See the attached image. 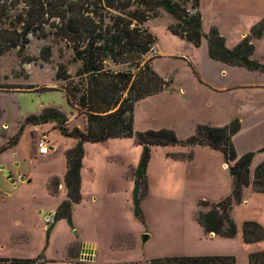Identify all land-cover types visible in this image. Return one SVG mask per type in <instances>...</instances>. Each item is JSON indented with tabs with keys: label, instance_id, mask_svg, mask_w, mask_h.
Wrapping results in <instances>:
<instances>
[{
	"label": "rangeland",
	"instance_id": "rangeland-1",
	"mask_svg": "<svg viewBox=\"0 0 264 264\" xmlns=\"http://www.w3.org/2000/svg\"><path fill=\"white\" fill-rule=\"evenodd\" d=\"M42 1L49 8L53 0ZM2 4L9 13L0 15V50L3 37H17L19 46H10L0 56V260L33 259L43 253L48 264H75L80 258L70 259L69 251L80 245L97 248L94 264H148L190 253L233 256L237 264H251L252 256L264 253V239L247 243L243 235L246 222L264 229V194L253 185L242 189L240 202L233 206L236 237L212 236L202 227L199 216L232 195L233 176L226 164L233 167L236 161L201 144L150 147L147 187L139 204L133 173L143 147L131 138L86 144L81 200L71 205L72 223L66 218L47 220L46 213L67 198L66 153L74 142L53 129L54 121L38 126L26 121L45 108H58L74 119L71 126L83 125L87 115L74 110L57 82L60 66L79 81L80 64L72 45L57 34L58 10L37 21L39 32L23 38L29 5L23 0ZM199 11L203 37L198 46L170 31L176 21L165 10L148 15L152 20L146 26L156 39L152 67L169 87L135 105L134 131L165 129L186 142L197 135L199 125L220 127L242 120L233 142L238 159L255 152L254 176L264 161V151L257 152L264 147V90L235 87L255 74L212 59L208 38L217 32L231 49L245 36L256 37L252 29L264 22V0H200ZM255 43L252 58L264 64V38ZM46 47L51 48L49 55H44ZM43 134L54 148L48 159L34 155L37 137ZM2 167L29 179L11 183ZM145 235L149 240L143 243ZM257 261L264 264V257Z\"/></svg>",
	"mask_w": 264,
	"mask_h": 264
},
{
	"label": "trees",
	"instance_id": "trees-1",
	"mask_svg": "<svg viewBox=\"0 0 264 264\" xmlns=\"http://www.w3.org/2000/svg\"><path fill=\"white\" fill-rule=\"evenodd\" d=\"M4 1L6 0H0L1 16L8 12H4L5 7L2 4ZM12 1L14 3V0ZM53 1H49L48 8L42 0H23L29 5L30 11L23 25L22 37L27 38L31 33L39 32L41 27L36 24L49 12L58 10V15L54 13V17L59 20L56 26L57 34L64 40L63 42L72 45L75 60H81L82 68L77 73L80 77L79 81L71 80L66 66L59 67L57 79L67 82L61 90L63 89L67 94L72 107L78 108L79 111L76 110L79 114L87 115V119L84 117L87 120L86 132L79 129L69 131L68 118L58 108H45L41 115H33L26 121V124L37 126L54 121L57 124L55 129H59L64 137L78 140L76 146L66 153L67 198L57 209L54 221L66 218L72 223L71 205L81 200L84 144L131 138L137 145L143 147L140 164L133 173L134 196L138 204L147 187L150 147L201 144L222 152L226 160L236 161V163L233 167L228 166L234 182L232 195L213 204L209 213L199 216V221L209 235L214 234L223 238L236 237L238 228L232 211L235 202H240L242 189L253 185L258 193L264 194V164L257 168L254 179L251 180L253 154L238 159L232 143L233 136L241 130V123L235 120L223 127L199 125L197 135L186 142L180 141L175 133L165 129L134 131L135 105L143 98L169 87L166 80L160 77L152 67L153 58L156 56L153 55L156 39L146 26L152 20L148 15L155 13L154 16H156L157 10H165L176 21L170 26V31L198 46L203 37L202 18L199 11L200 0ZM21 23L23 24V21ZM253 30V33L260 37L264 32V22ZM2 42L0 56L5 54L2 51L10 46L13 48L19 46L17 37L12 39L3 37ZM208 42L212 59L234 67L264 72V64L251 59L254 47L250 39H245L233 50L226 47L224 38L217 32L209 36ZM50 51L51 48L46 47L44 55H49ZM151 55L154 57L149 58ZM116 107H118L116 111L109 113ZM2 150L4 148H1L0 152ZM51 228L47 231V238ZM243 231L244 240L247 243L264 239V229L258 223L246 222ZM259 257H264V253L252 256L250 263L258 264ZM216 260L221 264H235L234 259L230 257L216 258ZM157 262L184 264L185 258H167ZM44 263L48 261L43 253L33 259L0 260V264Z\"/></svg>",
	"mask_w": 264,
	"mask_h": 264
},
{
	"label": "crops",
	"instance_id": "crops-1",
	"mask_svg": "<svg viewBox=\"0 0 264 264\" xmlns=\"http://www.w3.org/2000/svg\"><path fill=\"white\" fill-rule=\"evenodd\" d=\"M253 29H252V34H253ZM262 38H264V32H263V34L260 36V37H253L252 35H251V37H249V36H245L244 38H243V40L242 41H244L245 39H250V41H251V43L253 44V47H254V52H253V54H252V56H251V59H253L252 57H253V55L256 53V51H257V46H256V43L254 44V42L256 41V40H258V39H262ZM226 43V42H225ZM241 43V42H240ZM240 43H238V44H236V45H234V47H237ZM234 47H232V48H234ZM231 48V50H233ZM235 49V48H234ZM154 51H155V48H154ZM155 54H156V51H155ZM151 57H153V56H151ZM149 58H150V56H149ZM74 60H75V56H74ZM253 60H255V59H253ZM257 61V60H256ZM75 62L76 63H79L80 64V67L78 68V71H79V69L80 68H82V62H81V60H75ZM237 68H239L240 70H246L247 72H249L250 74H252V76H253V74H255L254 76H253V78H252V80L250 81V82H246V83H241V84H239V85H237V86H235V87H238V88H252V89H259V90H264V72H260V71H251V70H248V69H246V68H242V67H237ZM76 76H77V73H76ZM80 77L79 76H77V79H79ZM71 80H75V79H73V78H71ZM57 82L61 85V87H64V85H66L67 84V82H63V81H59L58 79H57ZM60 90H61V88H59ZM62 92V94L64 93L65 94V92L63 91V89L61 90ZM261 103H264V101H262ZM75 107V106H74ZM76 108V107H75ZM78 111H79V109L78 108H76ZM76 109H74L75 111H77ZM118 109V107H116V108H113L112 110H110L109 111V113H112V112H114V111H116ZM135 109V108H134ZM61 112H62V110L61 109H59ZM62 113H64V112H62ZM66 116H67V114L66 113H64ZM80 116L82 115V114H79ZM67 118H68V116H67ZM83 125L82 126H80V125H78V126H71V122L74 120V119H69L68 118V122H67V126H68V128H72V129H79V130H81V131H83V132H86V129H87V120L83 117ZM237 120V119H236ZM240 123L242 122V120H238ZM228 125V124H227ZM53 126V129H55V127L56 126H54V125H52ZM224 126H226V125H224ZM217 127H219V126H217ZM220 127H223V126H220ZM241 129H242V127H241ZM56 130V129H55ZM239 133V132H238ZM237 133V134H238ZM43 136H46L47 138H48V140H49V137H48V135H45V134H43L42 136H38L37 137V139H39V138H41V137H43ZM72 139V138H71ZM73 140V142L74 143H72L71 144V146H69V149H68V151L69 150H71V149H73L75 146H76V144L78 143V140H75V139H72ZM109 141V140H108ZM234 140H233V138H232V143H233V146H234V149H235V151H236V148H235V145H234V142H233ZM49 142H50V144H52V142L49 140ZM56 143H58V142H56ZM86 144H89V143H86ZM86 144H84V150H85V145ZM96 144H98V143H96ZM35 145H36V142H35ZM62 147H60V149H61ZM54 150V148H51L50 147V150ZM261 151H264V147H262V148H260L257 152H261ZM34 152H35V156L36 157H40V156H38L37 155V150H34ZM51 152V151H50ZM236 153H237V151H236ZM238 154V153H237ZM248 154H253V156H255V152H249ZM40 158H42V159H48V158H50V154L49 155H47V156H44V157H40ZM84 159H85V154H84V158H83V161H84ZM262 164H264V161H263V163ZM261 164V165H262ZM8 171V169H7V167H5V170L4 171ZM82 170H83V168H82ZM11 173H13L14 174V176H15V174L17 173V172H13V171H10ZM16 177V176H15ZM250 177H251V180L252 179H254V176L253 175H251V169H250ZM25 179H26V181H28V176L25 174ZM82 179V178H81ZM30 181V180H29ZM17 182H19V179L17 180ZM58 183H60V182H58ZM64 202V201H63ZM62 202V203H63ZM59 208V207H58ZM57 208V209H58ZM56 211L57 210H53L51 213H46V219L47 220H51V221H53L54 220V215H55V213H56ZM52 217V218H51ZM51 218V219H50ZM234 218V217H233ZM235 222H236V220H235ZM236 225H237V222H236ZM237 228H238V225H237ZM238 235V234H237ZM212 236H214V234H212ZM218 237V236H217ZM89 250H91V253H89ZM69 256H70V259H71V257H79L80 258V260L79 261H75V262H73V263H75V264H94L95 262H94V260H98V251H97V248L95 247V246H87V245H84V246H81L80 245V247L78 248H76V247H72L71 249H70V251H69ZM211 255V254H210ZM46 257V256H45ZM223 257H230V258H232L233 256H198V255H195V253H190V254H184V256H180V257H177V258H185V263L184 264H221L220 262H218L217 260H216V258H223ZM167 258H176V256L175 257H163V258H156V259H152V260H150L149 262H148V264H161V263H159V262H157V261H159V260H162V261H164L165 259H167ZM47 259V258H46ZM91 259H93V260H91ZM234 259V261H235V264H237L236 263V259H235V257L233 258ZM48 261V260H47ZM155 261V262H154ZM48 263H50L49 261H48ZM47 263V264H48Z\"/></svg>",
	"mask_w": 264,
	"mask_h": 264
},
{
	"label": "built area",
	"instance_id": "built-area-1",
	"mask_svg": "<svg viewBox=\"0 0 264 264\" xmlns=\"http://www.w3.org/2000/svg\"><path fill=\"white\" fill-rule=\"evenodd\" d=\"M155 55V51L154 54ZM50 142L46 136H43L37 141V155L40 157H44L50 154ZM228 168V165H226Z\"/></svg>",
	"mask_w": 264,
	"mask_h": 264
},
{
	"label": "water",
	"instance_id": "water-1",
	"mask_svg": "<svg viewBox=\"0 0 264 264\" xmlns=\"http://www.w3.org/2000/svg\"><path fill=\"white\" fill-rule=\"evenodd\" d=\"M2 170H5V167H2ZM4 174H5V176H7V178L9 180H11V183H16L18 179H21L22 181H26L25 177L22 176L21 172H17L15 174L16 177L9 170L4 171ZM142 239H143V243H146L149 240V236L145 235L142 237ZM89 253H91V250H89ZM91 260H93V259H91Z\"/></svg>",
	"mask_w": 264,
	"mask_h": 264
}]
</instances>
